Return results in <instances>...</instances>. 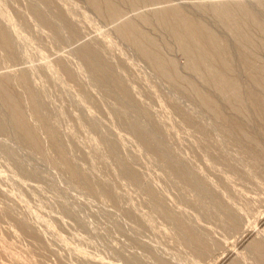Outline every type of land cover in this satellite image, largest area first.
<instances>
[{"label": "rangeland", "instance_id": "obj_1", "mask_svg": "<svg viewBox=\"0 0 264 264\" xmlns=\"http://www.w3.org/2000/svg\"><path fill=\"white\" fill-rule=\"evenodd\" d=\"M35 5L57 29L36 18ZM183 5L196 11L188 0ZM59 13L100 49L134 100L85 68ZM196 14L223 32L208 13ZM98 17L83 0H0V29L14 47L13 58L3 57L8 83L22 99L30 91L39 98L48 128L39 135L49 146L40 150L21 139L0 98L6 124L0 129V264H254L250 244L264 243V164L222 135L193 96L157 74ZM169 55L184 64L174 48ZM22 106L27 111L26 100ZM136 125L147 130L150 145ZM199 128L216 141L215 151ZM53 137L66 163L50 148ZM172 160L185 178L171 173ZM121 163L139 181L127 179ZM176 220L219 245L198 257Z\"/></svg>", "mask_w": 264, "mask_h": 264}, {"label": "bare ground", "instance_id": "obj_2", "mask_svg": "<svg viewBox=\"0 0 264 264\" xmlns=\"http://www.w3.org/2000/svg\"><path fill=\"white\" fill-rule=\"evenodd\" d=\"M188 1L196 6V11L206 12L216 19L223 32L208 24L196 11L186 8L183 0H83L111 33L127 42L142 61L147 62L166 81L176 85L179 91L193 96L222 135L264 164V0H254L256 8H252L247 0ZM32 12L40 22L57 29L39 6H33ZM58 18L64 24L69 42L85 68L101 84L117 88L127 98L134 100L119 72L100 49L83 37L77 25L69 22L64 13H59ZM173 48L181 53L184 60L182 66L169 55ZM0 49L4 53L0 52V98L7 107L11 127L31 146L45 149L48 145L43 142L39 131L48 128L45 117L40 113L39 98L30 91L27 99H22L16 90L18 86L8 83L9 75L3 57L13 58L14 47L5 29H0ZM59 66L66 79H74V73L63 63L59 62ZM23 100H26L27 111L22 106ZM173 104L179 116L187 122L189 118L182 104L178 101ZM31 118L38 125H30L28 120ZM5 127L6 124L0 121V129ZM134 128L138 137L150 145L147 130L139 125ZM201 128V140L215 151L216 141L210 140ZM52 139L50 148L65 162L64 149L54 137ZM167 163L171 173L185 178L179 163L173 160ZM120 165L127 179L139 181V175L127 164ZM67 168L73 175L83 178L76 167L67 165ZM146 192L151 193L149 190ZM175 223L182 228L186 243L196 250L198 257H207V253L211 254L219 245L186 231L178 220ZM235 225L239 227L237 222ZM249 251L254 264H264V243L261 240L251 243ZM233 264L243 263L236 260Z\"/></svg>", "mask_w": 264, "mask_h": 264}]
</instances>
